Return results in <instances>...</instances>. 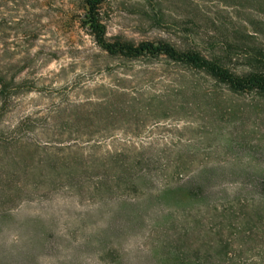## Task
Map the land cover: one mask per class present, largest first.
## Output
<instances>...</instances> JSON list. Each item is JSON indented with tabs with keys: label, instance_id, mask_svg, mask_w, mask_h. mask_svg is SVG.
I'll return each mask as SVG.
<instances>
[{
	"label": "rangeland",
	"instance_id": "374dc122",
	"mask_svg": "<svg viewBox=\"0 0 264 264\" xmlns=\"http://www.w3.org/2000/svg\"><path fill=\"white\" fill-rule=\"evenodd\" d=\"M82 15L0 0V71L35 87L0 121V264H264V99L109 57ZM101 16L110 40L227 52L238 73L264 45V0H106Z\"/></svg>",
	"mask_w": 264,
	"mask_h": 264
},
{
	"label": "trees",
	"instance_id": "16d2710c",
	"mask_svg": "<svg viewBox=\"0 0 264 264\" xmlns=\"http://www.w3.org/2000/svg\"><path fill=\"white\" fill-rule=\"evenodd\" d=\"M105 1L83 0V15L80 22L81 27L109 57L123 60L163 58L185 69L204 74L215 86L223 87L231 94H252L264 99V45L262 48H246L251 49L245 54L247 71L238 73L227 63L229 61L227 52L207 57L199 51L180 50L163 41H142L134 44L120 38L110 40L106 37L105 24L101 16V5ZM157 22L163 24L159 17ZM224 47L239 48L230 44H225ZM34 88L25 79L16 80L14 76L7 77L0 71V121L18 94L33 91ZM21 125L22 123L18 127ZM182 189L184 188L178 187L176 190Z\"/></svg>",
	"mask_w": 264,
	"mask_h": 264
}]
</instances>
